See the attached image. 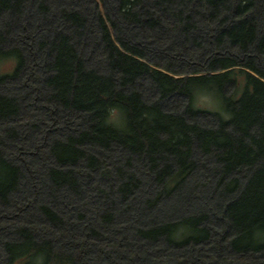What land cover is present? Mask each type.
Here are the masks:
<instances>
[{"label":"trees","instance_id":"obj_1","mask_svg":"<svg viewBox=\"0 0 264 264\" xmlns=\"http://www.w3.org/2000/svg\"><path fill=\"white\" fill-rule=\"evenodd\" d=\"M94 1L93 19L87 11L62 8L59 17L66 27L56 28L39 44L50 58L44 81L49 102L73 114L80 126L76 133L51 145L57 164L49 170L53 187L78 194L89 176L86 169L96 171L104 166L88 146L120 151L129 166L141 163L148 183L156 187L155 196L147 200L150 207L181 190L194 174L205 172L211 182L204 183L218 193L214 213L140 227L137 235L173 248L198 249L214 237L209 226L214 222L221 225L224 235H231L227 255L235 258L221 257L219 264L264 258V0ZM33 3L40 13L50 12L46 0H0V15L6 14L18 25ZM89 18L98 32L102 69L90 67L81 53ZM23 30L27 31L26 24ZM10 33L9 27L0 33V66L14 62L10 72L0 68V91L26 63L21 48L7 46ZM148 33L158 48L163 38L180 47L194 36L195 46L207 42L211 51L204 64L188 63L195 71L176 76L168 67L161 70L147 61L150 47L143 39ZM200 36L204 40L197 42ZM152 50L158 52L155 47ZM158 50L163 51V46ZM165 51L170 60H177L168 54L169 47ZM181 51L177 52L181 55ZM145 82L157 99L147 98L141 87ZM229 84L234 88L227 95ZM212 94L225 103L223 112H208L197 105L199 96ZM178 97L184 102L181 111L166 107V102ZM20 113L16 99L0 92V121ZM206 115L214 119V125L199 123L198 118ZM119 174L126 178L119 190L124 197L143 185L133 172L119 170ZM23 175L0 148L2 205H9ZM41 210L50 224L64 225L51 207L44 205ZM103 217L111 220L112 214ZM16 235L18 241L4 245L6 264H128L102 252L90 259L86 242L73 237L64 240L29 226L18 227ZM189 264L204 262L195 258Z\"/></svg>","mask_w":264,"mask_h":264},{"label":"rangeland","instance_id":"obj_2","mask_svg":"<svg viewBox=\"0 0 264 264\" xmlns=\"http://www.w3.org/2000/svg\"><path fill=\"white\" fill-rule=\"evenodd\" d=\"M46 1L51 8L48 14L40 13L37 4H29L18 25L6 14L0 15V33L8 27L11 31L8 38L11 42L7 43V46L21 48L26 59L25 68L23 67L14 80L3 85L0 91L8 97L15 98L21 109L18 117L0 121V148L5 158L18 166L24 174L20 188L12 196L9 205L4 206L0 202V264L7 262L4 245L19 240L16 230L21 226L33 227L49 236L61 237L64 240L73 237L85 241L90 259L98 257L102 252L128 264L166 262L189 264L195 258L196 260L199 258L204 264H219L221 257L228 261L234 260L233 255H227L231 235H224L221 225L214 222L209 225L213 229L214 237L203 247L192 250L173 248L163 241L150 242L140 238L136 233L140 227L149 228L163 222L178 220L185 215L214 213L217 210L218 193L214 194L213 185L204 183L211 182L207 181L205 172L194 174L181 190L160 199L155 206L150 207L147 200L155 196L156 187L148 183L146 169L141 163L134 162L129 166L126 164V156L120 151L105 152L101 148L88 146L87 149L95 153L104 162V166L96 171L86 169L89 176L82 181L78 194L68 189L57 190L53 187L49 170L57 167V164L50 152L51 145L57 139L63 140L69 134L76 133L80 126L74 120L73 114L49 102V90L44 81L47 76L45 66L50 58L47 57L48 50L40 49L39 44L56 28L66 27L59 17L62 8L71 7L87 11L85 13L93 19L95 1ZM90 18L87 31L80 42L81 53L90 67L102 69L103 57L98 46V32ZM24 24L27 25V31L23 30ZM66 30L73 33L71 29ZM147 36L143 39L145 46L150 47L147 61L161 70L168 67L176 76L195 71L196 69L193 70L188 63L193 61L204 64L211 51V46L209 47L207 42L201 47L195 46L192 42L194 36H190L182 43L183 45L180 44V47L173 46V40L163 38L164 41L159 48L152 43L151 34L148 33ZM201 36L197 42L204 40ZM162 46L164 50L160 52L158 49ZM153 47L157 49V53L152 50ZM168 47L170 49L168 54L174 55L177 60L172 61L165 55V48ZM178 49L179 51L183 49L181 55L177 52ZM34 55L37 63L33 59ZM13 67L12 60L0 66L1 71L5 72H10ZM141 87L150 101L157 99V95L147 82ZM233 88L232 84L226 86L227 95L232 93ZM183 104L178 97L166 102L165 105L169 109L181 111L184 108ZM197 105L212 113L223 112L225 108V103L216 94L199 96ZM198 121L204 126L215 123L210 115L201 116ZM119 170L135 173L141 178L143 185L133 194L122 196L119 190L126 178L119 174ZM96 187L102 188L103 191L97 190ZM44 205L55 210L62 217L64 225L50 224L41 210V206ZM105 213H111L112 219L105 220L103 217ZM198 255L200 257H197ZM252 259L248 260L246 257L232 264H264V258Z\"/></svg>","mask_w":264,"mask_h":264},{"label":"clouds","instance_id":"obj_3","mask_svg":"<svg viewBox=\"0 0 264 264\" xmlns=\"http://www.w3.org/2000/svg\"><path fill=\"white\" fill-rule=\"evenodd\" d=\"M20 264H23V261H21Z\"/></svg>","mask_w":264,"mask_h":264}]
</instances>
